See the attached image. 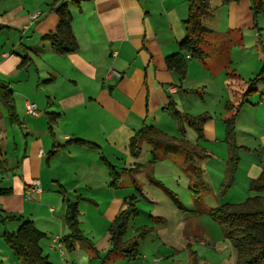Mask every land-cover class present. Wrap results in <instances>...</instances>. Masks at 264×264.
<instances>
[{
    "label": "crops",
    "instance_id": "obj_1",
    "mask_svg": "<svg viewBox=\"0 0 264 264\" xmlns=\"http://www.w3.org/2000/svg\"><path fill=\"white\" fill-rule=\"evenodd\" d=\"M63 2L72 18L78 50L60 56L41 40L57 24L54 0H0V26L5 27L0 33L11 32L18 48L13 56L12 51H0V70L14 78L7 83L18 117V123L11 124L0 109V190L10 192L0 194V218L13 215L33 222L44 234L39 246L50 264H103L101 258L110 245L104 252L96 250L97 238L84 230L81 206L100 211L103 205L106 234L105 226L122 208L123 199L133 193L126 194L120 185L109 186L108 168L101 158L115 163L118 172L121 164V170L129 169L132 160H128L126 141L142 124L173 133L174 127L169 129L175 125L165 112L170 99L180 112L192 116L211 115L213 105L221 101L236 106L246 81L257 74L264 58L256 44V30H264L259 27L264 23L258 18L254 22L251 0L227 5L211 0L210 16L203 20L210 30L202 45L206 57L199 62L187 55L186 76L178 82L166 70L164 59L177 51L185 37L187 0ZM259 35L262 44L264 32ZM235 53L238 57L234 58ZM246 56L252 62L247 63ZM24 57L27 60L21 64ZM110 71L120 77L108 78ZM260 90L264 93V87ZM201 102L209 105L201 107ZM28 104L35 106L37 115L27 113ZM222 110V117L227 116ZM215 126V122L210 127L206 124V141L219 144ZM72 140L92 143L98 149L68 143ZM260 163L250 165L249 179L257 176L264 161ZM34 180L40 192L32 191ZM136 180L146 200L148 192L143 189L149 183L141 176ZM69 201L75 202L79 227L93 250L74 243L72 251H67L59 242L67 233ZM19 225L16 220L0 222V240L5 231L14 232ZM3 246L0 264H21ZM116 256L104 264H118Z\"/></svg>",
    "mask_w": 264,
    "mask_h": 264
},
{
    "label": "trees",
    "instance_id": "obj_2",
    "mask_svg": "<svg viewBox=\"0 0 264 264\" xmlns=\"http://www.w3.org/2000/svg\"><path fill=\"white\" fill-rule=\"evenodd\" d=\"M234 1L237 0H221V3L222 5H227L229 2ZM54 2L55 6L52 10L57 16V24L54 31L44 35L41 40L47 42L51 51L56 55L74 54L78 50V43L72 32V18L63 0H54ZM210 3L211 0H187L188 14L183 22L185 37L179 42L177 51L164 59L166 70L175 75L178 82H182L186 76L187 58L203 62L206 57L202 45L210 30L204 26L203 20L210 16ZM251 11L255 22L257 15L264 13V0H251ZM4 28L0 26V31ZM256 31V44L260 48L262 57H264V46L261 44L259 29ZM187 55L188 57L186 58ZM26 60L27 57L22 58L21 64L26 62ZM260 86L264 87V58H262L257 74L246 81V86L240 95L237 105L235 106L230 102H225L224 105L227 116L223 117L222 120L223 141L229 148V153L225 166V178L220 188H218L220 192H223L231 185L239 161L236 154L237 147L235 145L234 131L236 117L242 106L255 96ZM0 109L6 112L11 124L18 123L12 91L7 82H0ZM165 112L181 135L184 134L186 128H190L196 133V140L190 142L184 136L182 138L170 137L155 127L145 124H142L140 129L131 135L128 139L126 152L128 158L132 160V167L123 169L122 172L131 174L135 192L132 196L123 199L122 208L107 229L110 248L105 257L101 258L103 264L113 255H120L128 259H136L139 256L138 240L143 239V236L150 229L146 227L139 228L132 238L123 240L127 232L128 220L137 216L136 203L139 198H144L142 189L134 175L151 170L148 176L145 177L149 179L153 177L151 175L152 169L159 160V157L156 156L158 148H163L164 152L172 151L183 154L181 171L189 178L190 187L188 190L194 197L199 193L196 188L198 184L202 183L203 176V170L199 162L208 155L204 149L199 147L198 143L204 139V128L210 116L206 113L192 116L185 112H180L175 102L171 99L168 100ZM50 120L53 121V117H50ZM68 143H76L80 147L98 149L94 144L82 140H72ZM144 144L148 145L150 155V159L145 163L139 160ZM101 161L108 168L109 186L118 188L121 173L104 158H101ZM1 164L2 161L0 159ZM203 184L204 189H206L207 185L204 182ZM249 190L256 193V195L248 197L242 203L224 204L212 208L209 211V216L218 225L223 238L233 247L235 264H264V165H262L257 176L250 178ZM9 193V190H0V194L8 195ZM76 216L77 211L75 208L73 215H71L69 210L67 211L65 218L67 233L59 239V242L67 251H72L74 243H82L92 249V243L79 229ZM10 220H16L20 225L14 232L5 231L2 239L4 244L12 251L14 257L21 264H50L42 254L39 246L44 234L36 229L33 222L23 219L21 216L11 215L0 218L1 223ZM189 264H199L194 252L190 254Z\"/></svg>",
    "mask_w": 264,
    "mask_h": 264
},
{
    "label": "rangeland",
    "instance_id": "obj_3",
    "mask_svg": "<svg viewBox=\"0 0 264 264\" xmlns=\"http://www.w3.org/2000/svg\"><path fill=\"white\" fill-rule=\"evenodd\" d=\"M257 16L256 19L258 18L260 23H264V13ZM255 22L258 23L257 20ZM259 27L264 28V25ZM259 32H264V30L259 28ZM262 42H264V38H262ZM15 44V38L11 32L9 34L8 32L0 33V51L8 53L12 51L13 56V51L18 49ZM221 55L224 57L225 53ZM233 56L234 58L238 57V53ZM245 61L250 63L252 59L246 56ZM4 74L0 70V82L14 80L11 78L12 76L7 75L9 73ZM260 89L261 86L255 96L251 98L252 102L245 104L246 106L240 110L236 117L234 131L236 154L239 161L233 181L226 190L223 192L218 190L225 178V166L229 153V148L223 141L222 126V108L226 101L213 105L214 109L206 123L208 127L211 126V122L216 123L215 136H218L219 144L206 141L205 131L204 139L198 143L208 156L199 160L200 162L198 161L202 167L203 176L202 183L197 185L196 190L199 193L195 197L188 190L190 187L188 176L181 171L183 162L181 152H164L163 148H158L156 156L159 157V160L152 169L153 177L151 179L145 177L151 170L134 175V178L138 179L141 176L146 183H149L143 189L148 192V197L146 200L139 198L136 203L137 216L128 220L127 232L123 240L132 238L139 228L146 227L150 231L143 236V239L138 240L139 256L135 260H128L117 255L118 264H189L191 252L195 253L199 264H235L233 247L223 238L218 225L209 216V211L224 204L242 203L248 197L256 195L249 190L250 179L247 177V173L251 172V164L260 165V162L264 161V93H261ZM203 105L208 106L209 102H201L200 106L203 107ZM194 106L198 107V103ZM173 127L174 132L167 133L168 136L174 138L184 136L190 142L196 140V133L192 129H186L181 135L176 126L172 124L169 131H172ZM149 159V147L144 144L139 160L144 162ZM128 160L130 161V158ZM119 166L118 170L122 172L121 169L124 165ZM157 182L158 184H156ZM203 182L207 185L206 189H204ZM119 184L120 187H124L126 194H134L135 188L131 185V176L126 172L121 174ZM99 198L100 200L105 199L104 197ZM80 201L82 200L80 199ZM70 203L75 202L69 201L68 205L66 204L67 211ZM81 207L84 213V230L91 232L93 238H97L94 239L97 241L96 250L104 252L109 244L108 238L105 237L107 232L105 234L103 205L100 206V211L86 204ZM76 219L79 222L78 215ZM105 228L108 229V226ZM79 229L84 235L82 229L80 227ZM0 245L4 247L2 240H0ZM154 258L160 259L161 262H153Z\"/></svg>",
    "mask_w": 264,
    "mask_h": 264
},
{
    "label": "built area",
    "instance_id": "obj_4",
    "mask_svg": "<svg viewBox=\"0 0 264 264\" xmlns=\"http://www.w3.org/2000/svg\"><path fill=\"white\" fill-rule=\"evenodd\" d=\"M113 55L114 54H112V56ZM2 56H5V55H2ZM107 77L108 78H110V77L119 78L120 75L118 73H115L113 71H110L108 73V76ZM26 108H27L26 110H27V113L28 114H30V115H37L38 114L37 111H36V109H35V106L34 105L28 104L26 106ZM31 189H32L33 192H40V184H39V182L37 180L32 181V183H31ZM56 240H58V238H56Z\"/></svg>",
    "mask_w": 264,
    "mask_h": 264
},
{
    "label": "water",
    "instance_id": "obj_5",
    "mask_svg": "<svg viewBox=\"0 0 264 264\" xmlns=\"http://www.w3.org/2000/svg\"><path fill=\"white\" fill-rule=\"evenodd\" d=\"M69 208H70V213H71V215H73V213H74V208H75V203H70Z\"/></svg>",
    "mask_w": 264,
    "mask_h": 264
}]
</instances>
